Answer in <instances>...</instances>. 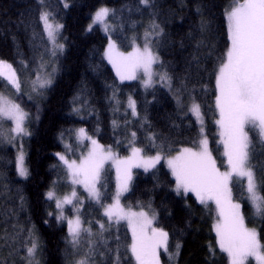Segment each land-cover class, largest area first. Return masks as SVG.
Returning a JSON list of instances; mask_svg holds the SVG:
<instances>
[{
  "label": "trees",
  "instance_id": "trees-1",
  "mask_svg": "<svg viewBox=\"0 0 264 264\" xmlns=\"http://www.w3.org/2000/svg\"><path fill=\"white\" fill-rule=\"evenodd\" d=\"M229 3L152 0L153 6H145L140 0H0V60L13 65L21 83L25 84L34 67L49 55L41 12L45 9L63 26V50L56 56L57 70L51 84L40 94H29L26 87L19 92L10 86L3 89L27 113L25 128L30 135L20 142L29 173L26 178L17 172L15 148L5 136L0 137V236L15 235L23 229L22 240L0 239V264H25L22 257L31 246L30 230L39 237V264H75L66 224L57 217L46 193L55 181L59 184L64 179L57 153L70 157L64 149L77 139V128L118 156L137 147L144 150V155L160 152L167 158L181 148L193 147V141L201 138L199 125L188 111L194 98L201 105L203 134L221 166L210 73L228 45L225 9ZM100 7L112 9L108 18L110 37L121 51L131 48V40L140 42L138 37L146 24L159 25V35L153 32L148 43L158 58L155 68L169 78L166 87L154 84L145 88L137 80L117 78L104 54L107 36L96 25L89 28L93 12ZM129 100L135 102L136 115ZM6 127L3 121L4 133ZM252 155L256 179L264 185V149L259 146ZM131 171L122 203L133 210L153 209L155 225L169 233L167 253H177L176 245H180L175 264H228L212 229L214 205L209 210L192 194L177 195L175 180L163 161L147 171L135 167ZM55 185L62 191V186ZM242 187L239 181H233V199L241 203L246 224L257 229L264 244V221L252 217L242 198ZM97 188L100 200L84 201L80 216L92 231V262L114 264L119 247L120 264H135L126 251L130 244L127 227L109 222L102 214V205L111 203L116 190L112 168L102 170ZM210 248L215 249L214 255ZM87 249L80 248L83 254ZM167 253L160 251V264H169Z\"/></svg>",
  "mask_w": 264,
  "mask_h": 264
},
{
  "label": "snow or ice",
  "instance_id": "snow-or-ice-1",
  "mask_svg": "<svg viewBox=\"0 0 264 264\" xmlns=\"http://www.w3.org/2000/svg\"><path fill=\"white\" fill-rule=\"evenodd\" d=\"M43 3V0H40ZM145 6H153L152 0H140ZM67 7V4H65ZM111 9L101 7L95 12L92 24H104L107 30L106 18ZM51 14L43 11L40 20L43 22L44 31L48 40L52 43V55L63 45L57 43L59 30L63 27L58 23L50 21ZM227 25L228 45L225 51L217 57V61L210 75L214 79V104L218 118L215 124L219 127V144L223 146V157L225 170L218 166L217 158L213 155L209 139L203 135V114L201 105L194 98L189 111L201 124L200 136L202 138L193 141V147L181 148L175 155L166 159L167 167L175 180L174 191L177 195L187 196L192 194L199 204L211 210L215 205L216 219L212 225L215 232L216 244L219 250L226 254L228 264H249L252 258L256 264H264V244L261 243L260 234L255 227H248L242 211V205L233 200L232 184L234 178L246 179V199L252 208V213L264 221V195L261 194V185L256 179L255 166L251 163V156L257 145L264 149V0H230L225 9ZM92 25H89L91 29ZM203 27V25H202ZM159 29V25L153 23L152 32L146 31L145 44L143 48L135 47L127 54L116 52L115 44L109 43L106 55L109 62L116 69L117 75L123 80L136 79L137 70L142 69L147 79L145 86L152 82V65L157 61L148 44V37ZM163 30L160 29V32ZM159 35V32H156ZM23 63V61H20ZM161 80H168L166 74L160 76ZM33 91L36 84L44 87L50 80H41L38 76L33 81ZM12 87L19 91L21 87L17 70L11 63L0 60V137L5 133L2 124L5 119L14 122V127L8 132L15 133L9 136V142L17 136L30 135L24 123L27 113L20 105L11 102L4 95L3 89ZM132 114L136 115L135 102L129 100ZM115 123V122H114ZM80 135L89 139L92 148L79 163L76 160L69 161L64 155L57 153L59 159L67 166L68 174L72 184H81L89 192L90 197L100 200V192L96 185L100 181L101 171L104 164L112 160L117 171V190L114 203L105 208V215L111 220H127L132 233L131 243L126 245V251L134 259L135 264H160L159 250L168 252L169 233L163 228L154 227L155 214L149 215L146 211L134 212L125 210L120 203V196L128 191L131 180V169L143 167L145 171L154 168L162 158L160 152L152 156H143L141 148L133 147L131 156L125 159H117L111 149H105L96 140L88 137L84 129L79 130ZM256 136L255 142L252 135ZM136 133H132L135 137ZM155 148L156 145L152 144ZM16 168L20 177L29 175L25 166V155L19 151L16 158ZM2 195V193H0ZM49 199H53L55 193H47ZM76 192L73 190L71 198L64 196L56 200V207L62 209L64 204H73ZM23 200V197H21ZM103 206V205H102ZM59 219L65 217L61 214ZM68 232L71 237L72 247L79 251L83 244L91 245V241L82 237V233L91 235V229H84L77 217L75 220L68 219ZM15 227V226H14ZM103 228L104 226L101 225ZM23 229H19L15 235L0 239H21ZM28 243L26 256L22 257L25 264H39L37 252L40 248L38 235L30 230L28 232ZM11 247V245H10ZM180 245H176L179 254ZM211 254L215 249L210 248ZM12 253L10 252L9 255ZM93 249L88 247L87 251L75 264H93ZM171 255L169 259H171ZM121 253L119 247L116 249L114 264H120Z\"/></svg>",
  "mask_w": 264,
  "mask_h": 264
},
{
  "label": "rangeland",
  "instance_id": "rangeland-1",
  "mask_svg": "<svg viewBox=\"0 0 264 264\" xmlns=\"http://www.w3.org/2000/svg\"><path fill=\"white\" fill-rule=\"evenodd\" d=\"M101 8V7H100ZM108 8V7H107ZM110 9V8H109ZM99 10V8L98 9H96L94 12H93V14H92V17H91V20H90V23H91V25L93 26V24H92V21H93V18H94V15H95V12L96 11H98ZM112 10V9H111ZM43 11H46L45 9L43 10ZM42 11V12H43ZM110 14H111V12H110ZM109 14V15H110ZM108 18H109V16L106 18V20H105V23L107 24V30H105V26H104V24H100V23H97V24H94V25H96V26H98L100 29H101V31H103V33L107 36V43H106V46H105V51H104V54H105V58H106V60L108 61V63L111 65V67L113 68V70H114V72H115V74H116V76H117V78L119 79V80H121L120 79V77L117 75V73H116V69L113 67V65H112V63H110L109 62V59H108V57H107V55H106V52L108 51V45H109V43L111 42V43H114L115 44V41H113V39L110 37V31H111V28H110V25H109V22H108ZM50 21H52V22H54V23H58L57 21H55L53 18H52V16H50ZM42 22V21H41ZM59 24V23H58ZM42 25H43V22H42ZM152 25L153 24H146L144 27H142V31H141V33H140V35H139V37H138V40L140 41V42H138V43H133V41H135V40H131V43H132V45H131V48L128 50V51H121L118 47H117V43L115 44V51L116 52H121V53H125V54H127L128 52H131L135 47H140L141 49L143 48V46H144V44H145V33H146V31H148V32H152ZM43 28H44V25H43ZM107 33V34H106ZM45 35H46V37H47V33L45 32ZM60 35H61V29L59 30V34H58V36H57V43L58 44H62L61 43V41H60ZM152 35H153V33H152ZM152 35H150L149 37H148V41L147 42H149V40H150V37L152 36ZM47 40H48V37H47ZM127 43L128 44H130V42L129 41H127ZM149 44V47L151 48V46H150V43H148ZM52 49H53V45H52V43L48 40V53H49V55L47 56V58H44V59H42L39 63H38V65L36 66V67H34V69H33V75L32 76H30V77H26L25 78V84H24V82H22L21 83V87H20V90L19 91H21V90H23V87H26L27 88V93H29V94H40V93H42V91H44L50 84H51V82H52V79H53V76H54V74L56 73V70H57V64H56V62H57V58H56V56L57 55H59V54H61V52H62V50H63V48L62 49H57L56 50V54L53 56L52 55ZM152 50V52H153V54L157 57V55L155 54V51L153 50V49H151ZM156 63H157V61L152 65V72H153V76H152V82H151V84H149L148 86H145V84H144V81L147 79V77L144 75V73H143V70L142 69H140V70H137V73H136V76H137V78L136 79H132V80H137V81H139L140 83H141V85L143 86V87H145V88H149V87H151V86H153L154 84H159V85H162V86H164V87H166L167 85H168V81L167 80H161L160 79V76L161 75H164L165 73L164 72H161V71H158L156 68H155V65H156ZM28 73H29V71H28ZM31 74V73H30ZM40 77L41 78V80H50V83L49 84H46L44 87H40L39 86V83H37L36 84V91H33V81H36L37 80V77ZM169 80V79H168ZM122 81V80H121ZM123 81H129V80H123ZM166 85V86H165ZM14 91H16V92H19V91H17V90H15L14 88H12ZM5 95V94H4ZM6 96V95H5ZM7 97V96H6ZM8 99H10L9 97H7ZM11 100V99H10ZM193 101V100H192ZM11 102H13V103H16V102H14L13 100H11ZM190 107H191V105H190ZM189 111V110H188ZM189 113L195 118V120L197 121V119H196V117L189 111ZM4 122H6L7 123V127H6V129H5V137H6V140H7V142L12 146V147H14L15 148V150H16V154L18 155V153H19V151L21 150V139L22 138H24L25 136H27V135H21V136H17L16 137V139L14 140V141H12V142H9V140H8V137L9 136H14L15 135V133H10V132H8V130L10 129V128H12V127H14V122H12V121H10V120H7V119H5L4 120ZM25 123H26V120H25ZM25 123H24V126H25ZM197 123H198V125H199V129L201 128V124L199 123V121H197ZM217 128H218V136H219V127L217 126ZM79 130H80V128H77V129H75L74 130V135H75V137L77 138V139H75V137H74V139H75V142L74 143H72L71 145H69V146H67V148L65 147V149H64V151L72 158L71 160H76L78 163H79V160L83 157V156H86L87 155V153H88V151H89V149H91L92 148V144H91V141L89 140V139H86V138H84V137H82L81 135H79L80 134V132H79ZM86 133V132H85ZM78 135V136H77ZM86 135L88 136V137H91L92 139H94V140H96L93 136H90V135H88L87 133H86ZM204 135V134H203ZM250 135H252V138H253V140H256V136H255V134L254 133H250ZM202 138V137H201ZM18 139H19V144H18ZM72 142H73V140H72ZM255 142V141H254ZM98 143V142H97ZM99 144V143H98ZM100 145V144H99ZM101 146H103V145H101ZM106 150L107 149H109L108 147H105V146H103ZM257 148H259V145H257L256 146V148H255V150H257ZM221 149H222V153H223V146L221 145ZM23 150V149H22ZM131 150H132V148L129 150V152H128V154L127 155H125V156H118L116 153H115V151L114 150H112L111 149V151H112V153L114 154V156L117 158V159H125V158H127V157H129V156H131ZM180 150V149H179ZM222 153H221V155H222ZM176 154V152L173 154V155H175ZM143 156H147V155H144V154H142ZM69 157V158H70ZM222 157H223V155H222ZM251 157H254L253 155L251 156ZM66 158V157H65ZM69 158H66V159H68L69 160ZM166 159L167 158H162L161 159V161H163V163H164V165L167 167V163H166ZM254 159V158H253ZM71 160H69V161H71ZM223 161H224V157H223ZM60 164H61V166L63 167V170H64V179H63V181L62 182H60L59 184L57 183V181H55L56 183L55 184H57V185H60V186H62V191H60L57 187H56V185L55 184H53L51 187H50V189H49V191H53L54 193H55V196H54V198L53 199H49L48 198V196H47V193L49 192V191H47V193H46V196H47V198L49 199V200H52V202L54 203V207H55V210H56V215H57V217H59L61 214L65 217L64 219H61V220H63L64 222H65V224H66V227H67V232H68V224H67V220L68 219H73V220H75L77 217L79 218V220H80V222H81V226H82V228H84V229H88L87 227H85V225L82 223V220H81V209H82V205H83V203H84V201H92V202H98L95 198H92V197H90V195H89V192L84 188V186L83 185H81V184H72V182H71V178H70V176H69V174H68V171H67V166L64 164V162L63 161H61L60 160ZM220 164H221V170L223 171V170H225V167H224V164L223 163H221V161H220ZM218 166H219V164H218ZM106 167H109V168H112V170L114 171V176H115V184H116V190H117V171H116V166H115V163H114V161H112V160H109V161H107L105 164H104V167H103V169L104 168H106ZM135 168H140V169H143V170H145L143 167H135ZM102 169V170H103ZM149 169H151V168H149ZM148 169V170H149ZM167 169L169 170V172L171 173V171H170V169L167 167ZM102 172V171H101ZM172 176V175H171ZM131 177H132V171H131ZM173 177V176H172ZM24 178V177H23ZM173 179H174V177H173ZM233 181H235V182H237V181H239L240 183H241V185L243 186L242 187V189H243V192H244V196H246L247 194H246V191H245V189H246V179H243V180H241L240 178H234L233 179ZM130 182V181H129ZM97 185H98V183H97ZM97 185H96V187H97ZM98 189V188H97ZM75 191L76 192V197L75 198H72L73 199V204H64L63 205V207H62V209H58L57 207H56V200L57 199H63V197L64 196H69L70 198H71V193H72V191ZM116 190H115V193H116ZM115 193H114V197H115ZM126 192H123L122 194H121V196H120V203H121V206H123L124 208H125V210H128V209H131V208H129V207H127V206H125L123 203H122V199H123V196H124V194H125ZM114 197H113V200L111 201V203H109V204H107V205H105V206H102V214L105 216V218L109 221V222H111V223H117L116 222V219L115 218H113V219H109L106 215H105V208L108 206V205H110V204H112V203H114ZM234 201H235V199H233ZM245 201H246V203L249 205V203H248V201L246 200V199H244ZM214 207H215V205H214ZM249 208H250V213H251V215H252V217L254 218V219H258L256 216H254L253 215V213H252V208L250 207V205H249ZM141 210H143V211H146V212H148L149 213V215L151 216V215H153L154 214V211H153V209L151 208V207H148V208H146V209H144V208H140V209H131V211H134V212H139V211H141ZM156 217V216H155ZM156 219V218H155ZM155 221V220H154ZM119 222H121V223H123V224H125V226L127 227V230H128V234H129V236H130V243H131V238H132V233H131V230H130V228H129V226H128V222H127V220H120ZM153 226L154 227H158V226H156L155 225V222L153 223ZM248 226V225H247ZM248 227H250V226H248ZM160 228V227H159ZM82 237H84V238H86V239H88V240H90V241H92V231H91V235L89 236L87 233H82ZM68 239H69V243H70V240H71V237L69 236V232H68ZM70 245L72 246V244L70 243ZM90 245H87V244H83V246H82V248H88ZM72 252H73V254H72V259H74L75 260V262L77 261V260H79L80 258H81V256L83 255V251H81L80 249H79V251L77 252V250L76 249H74L73 247H72ZM160 251H163V249H160L159 250V253H160ZM79 253H80V255H79ZM130 254V253H129ZM171 255V259H169V256ZM37 258V260H38V257H36ZM167 258H168V261H169V264H175L176 263V253H167ZM161 263V262H160ZM249 264H256V261L254 260V259H252V258H250L249 259Z\"/></svg>",
  "mask_w": 264,
  "mask_h": 264
}]
</instances>
